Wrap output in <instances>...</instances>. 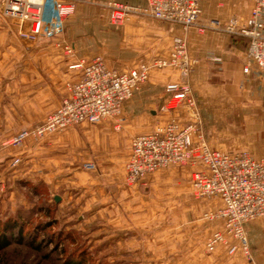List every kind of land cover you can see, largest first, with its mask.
<instances>
[{"label": "rangeland", "instance_id": "1", "mask_svg": "<svg viewBox=\"0 0 264 264\" xmlns=\"http://www.w3.org/2000/svg\"><path fill=\"white\" fill-rule=\"evenodd\" d=\"M72 1L76 4V12L64 21V36L66 22L76 17L77 5L83 3L87 8L82 17L85 30L93 34L92 36L96 34L97 38L92 44L90 58L86 61L90 62L96 57H101L108 67L119 71H131L141 64H152L156 59L168 58L176 38H185L189 43L188 37L180 35L181 32L173 33L172 38L166 41L158 37L159 34L150 37L148 43L146 38L143 42H139L138 39L134 41L124 39V41L119 38L121 32L118 33V30L125 28L133 20L148 18L155 23L169 24V27L178 31L198 28L194 26L185 29L180 25L142 15H135L122 26H116L111 19V6L121 1ZM248 2V0H203L201 4L202 16L198 24L210 25L212 21L220 22L219 29L208 28L202 33L217 31L228 35L231 42L238 49H242L247 58V62L243 63L245 78L239 83L238 93H227L235 98H233L234 104L230 103L231 99L226 101V98L225 103H217L218 98L227 95L224 90L218 88L221 86L218 80L214 79L207 85L204 84L197 96L191 84L194 71L188 79L192 95L198 105L200 121V123L196 122L197 130L194 139L197 143L204 140L213 150L229 147L231 142L240 145L249 134H252L251 129L245 127L242 122H236L239 125L237 127H230L225 120L237 119L248 114L250 111L243 108L250 104L247 98L250 95L249 91L255 92L262 84L264 85V78L245 74V67L250 63L247 55L248 44L238 30L229 31L235 19L240 26L246 24L251 12ZM93 12L95 15L92 14ZM0 16L1 20L6 21L12 28L11 36L15 43L11 52L0 44V97H3V102H7L8 90L12 97L19 98V95L23 94L31 99L33 94L29 90L37 88V82L34 81L38 76L37 72L43 75V80L39 81V89L46 90L52 85V80L46 77L50 68L41 69L40 61H36L34 57L37 53L36 48L57 46L56 40L51 39L47 31H44L37 43L26 41L20 36L21 26L17 19L1 14ZM197 32H199L198 29ZM64 36L63 40H67ZM25 42L33 44V48L24 46ZM207 59L210 60L208 57ZM134 61H138L135 66L131 65ZM31 64L36 70L32 69ZM70 67L61 68L59 81H53V85L59 90V104L54 109L46 112L37 123H30L23 129L5 130L0 127V237L6 238L9 242L8 245L0 242V264H65L68 261L77 264H185L187 259L181 255L186 256L189 251L193 253L195 250V246L190 247L185 243V237L194 234L192 227L195 224L189 227L181 223L179 190L185 187L179 179L172 178L173 170L184 167L165 168L141 183L129 184L126 179V164L130 158L132 141L124 163V176L121 178L122 176L117 174V177H114L109 176L110 168L104 165L106 154L103 153L102 148L98 147L100 140L97 136L91 137L87 134V130L105 124H110L113 132H122L130 122L126 105L131 99L124 105L122 116L124 121L120 130L114 128L116 121L111 118L98 125L73 126L64 132L39 138L38 141L29 138L27 141H31L33 148H39V153L33 160L27 159L22 150L27 141L22 146L12 143L23 130L40 126L49 114L60 107L68 96V86L75 83ZM171 71L176 69L154 68L149 81L144 86L149 84L155 73ZM4 75L9 79L3 80ZM45 102L43 106L50 107L49 99ZM3 106L4 104L0 106V120L4 114ZM34 107L28 106V109L31 110ZM46 108L42 109L47 110ZM173 113L160 110V115L171 116ZM167 120H176L181 124L194 123L187 112L182 113V118L172 115ZM149 132L151 131L142 134ZM17 158H20L21 162L18 166H12V162ZM99 162L104 163L100 165ZM87 163L94 164L95 169L87 170L85 167ZM188 168L192 167L188 166ZM87 176L95 182L91 184L94 187L92 198H89L86 192L90 186ZM135 187L140 191L138 204L141 205L137 207L130 204L124 205V201L129 199L117 193L126 192L130 197L129 190ZM107 195L111 196L108 200H114L115 204H118L122 196V204L113 209L107 207L103 202L107 199ZM114 195H117V198ZM190 197L198 202L207 201L197 200L194 197L192 175ZM93 198L97 201L86 204ZM166 202L171 206L176 203L175 208H168ZM204 216L205 223L213 222L206 220ZM105 218H109L111 223L105 224L103 222ZM39 245L41 248H38ZM190 261L194 262V257H189L187 264H190Z\"/></svg>", "mask_w": 264, "mask_h": 264}, {"label": "built area", "instance_id": "2", "mask_svg": "<svg viewBox=\"0 0 264 264\" xmlns=\"http://www.w3.org/2000/svg\"><path fill=\"white\" fill-rule=\"evenodd\" d=\"M202 1L143 0L144 5L115 2L111 6V19L114 25L122 26L133 16L142 15L185 29L197 26L201 33L208 28L219 29V21H212L210 25L198 24L202 16ZM75 12V2L68 0H2L0 3L2 16L17 19L20 26H27L20 31L23 39L37 43L42 33L47 31L67 56L73 54L74 46L63 40L64 21ZM235 30L248 40L250 63L245 67V74L264 78V0H253L246 24L240 26L236 19L232 21L229 31ZM208 58L217 65L223 62L219 56L209 55ZM195 64L185 38L175 39L168 58L141 64L131 71L110 68L101 57L90 62L82 60L70 67L81 70L82 76L68 86V96L60 107L49 114L40 126L23 130L12 143L22 146L29 138L38 141L73 126L98 125L111 118L116 121L114 128L120 130L125 103L149 81L152 70L174 68L180 71L182 80L166 85L169 99L162 111L182 108L194 123L181 124L171 120L147 134L134 137L126 164L127 182L141 183L165 168H195L192 174L194 197L197 200L219 198L223 203L221 209L204 216L206 220L224 221V229L209 237L207 250L214 252L220 245L228 244L232 237L236 243L229 253L234 255L241 250L248 261L254 263L245 226L264 217V159L256 160L244 151H216L204 140L195 141L199 112L188 81ZM20 162V158L14 159L12 166H18ZM85 167L87 170L95 169L92 163H87Z\"/></svg>", "mask_w": 264, "mask_h": 264}, {"label": "crops", "instance_id": "3", "mask_svg": "<svg viewBox=\"0 0 264 264\" xmlns=\"http://www.w3.org/2000/svg\"><path fill=\"white\" fill-rule=\"evenodd\" d=\"M98 1H121L134 5L144 4L143 0ZM248 1L247 5H249L251 11L253 3L252 0ZM85 7L86 6H84L83 3L78 4L76 17L68 20L65 24L64 37L67 39L65 41H68L74 46V52L71 56L62 54L64 51L58 46L50 45L40 49L36 48L37 53L34 57L36 58V61H40V68H50L49 74H46V77L48 76L50 80H52L51 87L46 88V90L43 88L39 89V81L43 80V75H41L40 72H37L38 76L35 75L36 79L34 80L37 82V88L29 90V92L33 94L31 99L27 97V95H23L21 93L19 98L12 97L7 90V94L9 96L7 102H3V97H0V106L4 104L2 108L4 114L2 120H0V127H3L5 130L23 129L30 123H37L40 117H42L49 110L54 109L59 104V90H57V88L53 85V81L57 80L58 82L60 79L59 70L63 67L72 66L82 60L90 58L93 46L92 44L94 40H97L96 34L92 36L93 34L90 32L87 33L85 30L86 28L82 19L85 14L84 11L87 9ZM92 14L95 15V12ZM25 27L27 26H21V29H24ZM11 29L12 28L7 24V22L2 21L0 18V44H2V47L8 50V52H11V49L15 44L12 40ZM120 30H118V33L121 32L119 33V38H122L123 40L125 39L126 41H134L138 39L139 42H143V39L146 38V43H148L149 38L154 34H159L158 37L164 39L165 41L170 40L173 33L180 34L181 32L180 35L183 34L185 37L187 36L189 39L190 54L198 61L194 66L193 71L195 74L192 76L191 80L192 87L197 96H199L197 93L200 92L204 84L207 85L208 82H211L214 79L221 83V86H218V88L224 90L226 94H231V92L232 94L238 93L239 83L243 78H245L243 73V63L247 62L246 54L242 49H238L233 42H231L228 35L217 31L201 33L197 32V29L195 28L188 31H178L169 27V24L155 23V21L153 22V20L148 18L133 20L125 28ZM245 40L248 44V40ZM23 45L33 48V44L29 42H25ZM58 48L62 50V53L58 51ZM209 54L221 57L223 60L222 64L217 65L208 60L207 57ZM137 63L138 61H134L131 65L135 66ZM31 67L33 70H36L33 64H31ZM70 71L71 74L73 73V81L76 82L81 78V70L70 69ZM9 77L11 78V76ZM31 78H33V75H31ZM178 78L182 79V75L178 70L168 73H155L149 84L138 90L127 103L126 108L130 114V122L122 132H113L110 124H105L98 128L87 130L88 135H91V137L97 136L100 140L98 147L102 148L103 153L106 154L104 165L105 167L110 168L109 176L117 177V174H119V176H122L121 178H123L124 163L126 156L128 155V148L134 137L139 136L146 131H152L158 125H163L164 122L165 124L168 123L170 120L168 121L167 119L172 115L174 117L182 118V113L186 112L182 108L172 111L174 113L171 116L160 115V110L165 106L169 99V95L165 91V85ZM7 79L9 78L4 75L3 80L6 81ZM32 80L33 79H31V81ZM249 94L250 95L247 98H249L248 100L250 101L248 102L250 104L246 105L243 109H248L250 112L237 119L235 118L229 121L226 119L225 122H227L230 127H237L239 125L236 122H242L245 124V127L251 129L252 134H249L248 138H246L240 145L231 142L229 147L216 151H244L248 152L256 160H262L264 159V85L262 84L255 92L250 90ZM222 97L224 99L218 98L216 100L217 103H225V98L226 101L227 99H229V101L231 99V104L235 103V98L233 97V99L229 94ZM46 99H49L50 101V107L47 108L43 106V104H46ZM32 105L35 107L31 110L28 109V106ZM42 108H46L47 110H43ZM81 127L84 128V126ZM26 143L27 144L24 148H22V150L27 159L29 158L30 160H33L35 155L39 153V148H33L31 141H27ZM104 162H99V164L103 165ZM193 171V168H178L177 170H173L172 177L179 179V182L183 183L185 187L184 189L182 187L179 190V193H181L178 200L181 210V217L179 216L182 221L181 223L183 226L189 227L195 224V226L192 227V233L194 234H190L185 237V243L188 246H195L193 253L189 251L186 256L181 255V257H185L187 259H185V264L188 263L189 257H194V262L190 261V264H264V217L258 218L245 226V232L249 240L252 256L254 257V263H250L241 250L234 255L229 253L231 246L236 243L232 237L229 238L228 244L220 245L214 252L207 251V240L214 232L224 229V221L214 220L211 223H205L203 216L206 213L218 211L222 208L223 203L219 198L203 202L192 200L190 197V185ZM86 179H89L90 183L86 192L87 195L89 194L88 197L92 198L94 187H92L91 184L95 182L91 177L87 176ZM129 191H131L130 197L126 192L122 191H119L117 195H125V197L129 199L124 201V205L130 204L133 207L140 206L141 204H138L140 201L139 189L135 187ZM117 195H114V197L117 198ZM122 196L119 198L118 204H115L114 200L109 201L108 199L111 198L109 195H107V199L103 202H105L107 207L113 209L115 206L118 207V205L122 204ZM95 201H97L96 198H93L87 201L86 204H93ZM167 206L172 209L175 208L176 203H173L172 206L171 204H167ZM103 222L105 224L111 223L109 218H105ZM183 262L184 261H182V263Z\"/></svg>", "mask_w": 264, "mask_h": 264}, {"label": "trees", "instance_id": "4", "mask_svg": "<svg viewBox=\"0 0 264 264\" xmlns=\"http://www.w3.org/2000/svg\"><path fill=\"white\" fill-rule=\"evenodd\" d=\"M247 42V41H246ZM0 242H1V244H4V245H8V241H7V239L6 238H4V237H0ZM37 247V246H36ZM38 248H41V245H39L38 246ZM65 264H77V263H71V262H67V263H65Z\"/></svg>", "mask_w": 264, "mask_h": 264}, {"label": "water", "instance_id": "5", "mask_svg": "<svg viewBox=\"0 0 264 264\" xmlns=\"http://www.w3.org/2000/svg\"><path fill=\"white\" fill-rule=\"evenodd\" d=\"M57 201H58V198H57Z\"/></svg>", "mask_w": 264, "mask_h": 264}]
</instances>
